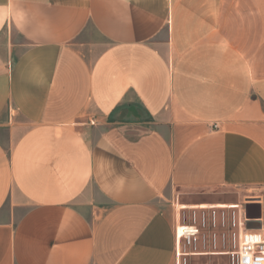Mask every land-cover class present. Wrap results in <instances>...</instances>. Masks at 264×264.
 Segmentation results:
<instances>
[{"label":"crops","instance_id":"obj_1","mask_svg":"<svg viewBox=\"0 0 264 264\" xmlns=\"http://www.w3.org/2000/svg\"><path fill=\"white\" fill-rule=\"evenodd\" d=\"M244 190L264 0H0V264H174L182 198Z\"/></svg>","mask_w":264,"mask_h":264},{"label":"rangeland","instance_id":"obj_2","mask_svg":"<svg viewBox=\"0 0 264 264\" xmlns=\"http://www.w3.org/2000/svg\"><path fill=\"white\" fill-rule=\"evenodd\" d=\"M86 35L88 34L81 35L75 42H83L88 38ZM131 108L137 109L134 104L131 105ZM262 194V191L244 190L240 193L241 198L236 193L218 195L217 192L210 196H197L192 199L182 198V204L190 203L195 206H186L187 208H180L178 211H176L177 207L175 206L174 210L178 215L179 222L195 223L201 233L194 244L184 245V241L181 242L179 246L181 255L178 257L179 260L175 257L174 264H177V262L178 264H230L231 257L227 252L234 249L232 220L233 218L237 220L240 216L238 210L243 202L248 203L249 200H254ZM231 203L235 205L233 206ZM202 204L207 205L202 206ZM214 204L217 206H214V208L210 206ZM221 204L231 205H226L229 208H225L220 207ZM215 252H221V254H212Z\"/></svg>","mask_w":264,"mask_h":264},{"label":"built area","instance_id":"obj_3","mask_svg":"<svg viewBox=\"0 0 264 264\" xmlns=\"http://www.w3.org/2000/svg\"><path fill=\"white\" fill-rule=\"evenodd\" d=\"M257 200H260V198H257ZM245 206L246 203L240 207L238 210L240 216L237 220L233 218L231 223L233 226L232 243L234 249H232L231 252H227L231 257L230 264H264V211L261 209V215L256 218L259 227L247 228L246 223L249 222L251 218H247ZM174 232L176 257L179 260L178 253L181 242L184 241V245L194 244L198 240L201 232L195 223L185 222L177 223L174 227Z\"/></svg>","mask_w":264,"mask_h":264},{"label":"water","instance_id":"obj_4","mask_svg":"<svg viewBox=\"0 0 264 264\" xmlns=\"http://www.w3.org/2000/svg\"><path fill=\"white\" fill-rule=\"evenodd\" d=\"M255 206L257 207V215H252L249 212V210H250V208L255 207ZM245 214H246V216H247L248 219L249 218H258L260 216V213H259V205L255 204V203H248V204H246V206H245ZM255 226L256 225L253 222H249V223L246 224V227L247 228H249V227L256 228Z\"/></svg>","mask_w":264,"mask_h":264},{"label":"bare ground","instance_id":"obj_5","mask_svg":"<svg viewBox=\"0 0 264 264\" xmlns=\"http://www.w3.org/2000/svg\"><path fill=\"white\" fill-rule=\"evenodd\" d=\"M216 253H220L221 254V252H215V253H212V254H216ZM224 253V252H223ZM179 256L181 255V252H180V250H179ZM197 254H199V253H197ZM226 254V253H225Z\"/></svg>","mask_w":264,"mask_h":264}]
</instances>
